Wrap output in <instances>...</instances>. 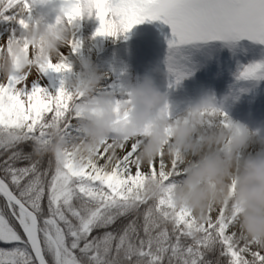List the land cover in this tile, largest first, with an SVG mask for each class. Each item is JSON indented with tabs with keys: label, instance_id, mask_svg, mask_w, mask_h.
<instances>
[{
	"label": "snow or ice",
	"instance_id": "obj_1",
	"mask_svg": "<svg viewBox=\"0 0 264 264\" xmlns=\"http://www.w3.org/2000/svg\"><path fill=\"white\" fill-rule=\"evenodd\" d=\"M72 2L55 23L72 31L95 16L94 37L115 38L145 20H162L171 27L170 48L242 38L264 44V0ZM44 3L0 0V22L18 25L0 38V46L20 39L32 9ZM67 46L76 54L82 41L70 38ZM24 48L27 53L29 46ZM167 63L174 87L186 73L171 56ZM50 73L57 74L54 81L45 79ZM75 74L62 48L46 64L0 74V264H264V248L241 238L235 213L229 215L225 206L197 218L174 203L182 167L163 154L142 162V138L114 132L94 155L77 156L78 121L88 97L69 87ZM262 77L264 63H255L238 78ZM124 88L113 83L100 91L112 94L118 107ZM57 140L64 146L54 150ZM150 179L160 185L155 196L147 190Z\"/></svg>",
	"mask_w": 264,
	"mask_h": 264
},
{
	"label": "clouds",
	"instance_id": "obj_2",
	"mask_svg": "<svg viewBox=\"0 0 264 264\" xmlns=\"http://www.w3.org/2000/svg\"><path fill=\"white\" fill-rule=\"evenodd\" d=\"M48 3L51 0L44 4ZM73 7L72 0H61L54 10L56 16H63ZM70 33L63 24L46 23L42 16L32 19L20 39L0 46V74H22L30 65L57 59ZM25 44L29 46L27 53ZM103 78L104 74L85 62L83 70L68 81L69 87L88 97L78 121L77 156L94 155L114 132L126 139L140 137L142 162L151 163L162 154L179 161L183 175L172 189L178 207H186L201 218L209 209L225 206L229 215L235 213L241 238L264 248V138L238 122L213 127L210 118H218L222 106L214 105L210 98L170 119L165 111L168 97L151 77L125 87L117 107L112 94L100 91ZM252 143L261 145L254 154L247 152ZM63 146L64 141L57 140L52 147ZM159 188L157 180L147 181L150 195H157Z\"/></svg>",
	"mask_w": 264,
	"mask_h": 264
},
{
	"label": "rangeland",
	"instance_id": "obj_3",
	"mask_svg": "<svg viewBox=\"0 0 264 264\" xmlns=\"http://www.w3.org/2000/svg\"><path fill=\"white\" fill-rule=\"evenodd\" d=\"M61 0L43 4L49 9V23H54ZM10 24L0 22V38L3 28ZM99 21L85 17L70 33V38L82 41L79 53L62 47L73 64V72L83 70L85 62L104 74L100 87L113 83L124 87L138 84L144 77H151L155 86L168 97V116L175 119L186 109L202 99L210 98L216 106H222L218 118H210L212 126H228L238 122L264 138V77L239 79L240 72L248 65L264 63V44L242 38L236 41L208 40L169 47L173 40L171 27L162 20H145L138 28V36L131 30L118 37H100L94 33ZM125 36L127 38H125ZM185 71V78L176 86L169 87L168 58ZM50 73L45 79L55 80ZM31 79V77H29ZM227 116L228 122H224ZM261 145L252 143L247 152L256 153ZM247 152L245 154H247Z\"/></svg>",
	"mask_w": 264,
	"mask_h": 264
},
{
	"label": "bare ground",
	"instance_id": "obj_4",
	"mask_svg": "<svg viewBox=\"0 0 264 264\" xmlns=\"http://www.w3.org/2000/svg\"><path fill=\"white\" fill-rule=\"evenodd\" d=\"M48 15H49V9L47 10L43 4H36L35 7L32 9V12H31L32 19H34L38 16H42V17H44L46 23H49V21H48L49 16ZM2 28H3V36L2 37H7L13 28H18V25L10 24L7 28L6 27H2Z\"/></svg>",
	"mask_w": 264,
	"mask_h": 264
},
{
	"label": "trees",
	"instance_id": "obj_5",
	"mask_svg": "<svg viewBox=\"0 0 264 264\" xmlns=\"http://www.w3.org/2000/svg\"><path fill=\"white\" fill-rule=\"evenodd\" d=\"M138 33H139V29L136 27V28H132L131 29V34L134 36H138Z\"/></svg>",
	"mask_w": 264,
	"mask_h": 264
}]
</instances>
